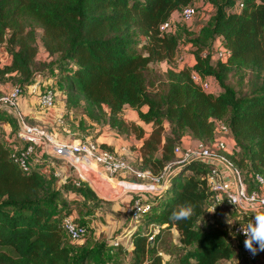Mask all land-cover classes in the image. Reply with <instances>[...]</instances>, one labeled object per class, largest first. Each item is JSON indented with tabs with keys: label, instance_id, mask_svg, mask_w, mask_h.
I'll use <instances>...</instances> for the list:
<instances>
[{
	"label": "trees",
	"instance_id": "16d2710c",
	"mask_svg": "<svg viewBox=\"0 0 264 264\" xmlns=\"http://www.w3.org/2000/svg\"><path fill=\"white\" fill-rule=\"evenodd\" d=\"M194 1L0 0V47L9 59L0 64V86L9 84L24 94L37 76L48 79L62 94L60 131L85 140L88 122L108 125L139 143L134 169L167 179V188L148 197L152 207L140 221L143 230L132 234L131 264H167L171 257L170 264H223L234 257L224 222L197 226L212 198L209 164L184 163L173 175L165 170L185 139L211 145L217 124H224L232 147L228 159L247 189H256L253 174L264 177V0H205L213 13L196 32L185 25V33L177 34L174 24L170 32H160ZM216 43L229 52L225 61L216 58ZM180 45L192 49L189 69L170 66ZM160 64L169 67L160 72ZM192 71L212 78L219 93L196 87ZM39 89L54 91L41 84ZM126 109L140 124L122 118ZM6 114L15 117L9 109L0 110V117ZM97 147L113 151L105 144ZM13 149L0 130V264H109V246L72 245L61 226L72 216L69 193L82 196L77 207H89L100 201L94 192L85 182L59 186L52 171H21L11 158ZM186 202L195 206L191 218L170 220ZM82 219L73 221L87 228ZM149 225L159 228L153 246ZM166 239L171 250L162 245Z\"/></svg>",
	"mask_w": 264,
	"mask_h": 264
},
{
	"label": "built area",
	"instance_id": "2783aa9c",
	"mask_svg": "<svg viewBox=\"0 0 264 264\" xmlns=\"http://www.w3.org/2000/svg\"><path fill=\"white\" fill-rule=\"evenodd\" d=\"M242 5H239L241 8ZM178 19L183 23H189L195 16L194 6H188L183 8L179 14ZM172 20L168 21L160 26V32H170L173 29ZM213 50L218 60L225 61L229 55V52L224 50L219 43L214 44ZM6 54L0 47V64H3V57ZM7 56V55H6ZM5 56V58H6ZM191 82L204 92H211V85L209 78H203L196 72L190 74ZM33 93H36L38 89V103L39 106L45 110H52L54 106L55 94L52 90H46L39 93V84L35 81L31 86L27 87ZM23 92L18 87H12L10 91L0 97V110L9 109L11 110L18 119L19 124L22 126L21 135L18 138L23 141L22 147H14L11 154L14 164L23 172L29 173L31 169L44 172L45 168L52 169L51 174L56 179H62L63 173L56 169L53 159H61V161H67L74 165L77 162L76 168L78 173V179L71 180L75 187H79L81 182H85L86 179L83 176L85 169H89L90 165L98 168L103 174L108 176L110 179L124 178L136 180L144 184L141 191L150 192H161L168 186L167 179L160 181L159 178H155L148 171H139L132 167L131 162H127L122 157L115 155L113 152L99 150L98 147L88 139L85 140H74L70 143L57 141L55 136L48 135L44 131L36 130L24 125V120L19 113V100ZM59 126L62 125V117L57 120ZM64 133L69 132L66 129L62 130ZM40 149V151H38ZM176 159L166 166L165 170L169 172V175L176 173V167L184 163L193 161H199L202 163L209 164L210 169L207 175V184L212 193L210 204L208 205V211L212 214L216 211L219 206L225 205L232 209L238 216V222L233 226L232 234L235 239L238 240L241 247L244 258L247 262L253 263L257 260L258 255L253 256L244 247L245 237L240 233L241 226H244L255 219L252 209L257 210L264 209V180H257L258 174H253V182L256 185V189L249 191L247 189L246 182L242 176L240 170L236 168L228 156L232 154V147L230 146L228 139V129L224 124H217L216 127V138L213 144L205 145L201 143H194L191 146H177L174 149ZM219 165L225 167L233 180L235 186L234 191H230L225 187L224 178L219 170ZM94 171V168L91 170ZM261 176V175H259ZM263 177V176H261ZM129 185H132L133 181H126ZM132 192L128 190L127 192ZM126 193V192H125ZM158 195V194H157ZM152 204L149 202H143L141 198L131 196L127 205L124 208V213L127 215L129 220L135 224L131 226L130 230L125 232V235L115 238L109 243L110 248L119 247L121 241L126 240L125 248L130 250L132 245V234L138 230V224L142 217L151 210ZM251 214V215H250ZM253 214V215H252ZM61 226L68 235L70 241L78 242L81 241L87 234V228L81 227L75 224L71 217H65ZM148 235V240L152 241L154 236ZM130 240V242H129ZM129 242L130 245L127 243Z\"/></svg>",
	"mask_w": 264,
	"mask_h": 264
},
{
	"label": "rangeland",
	"instance_id": "374dc122",
	"mask_svg": "<svg viewBox=\"0 0 264 264\" xmlns=\"http://www.w3.org/2000/svg\"><path fill=\"white\" fill-rule=\"evenodd\" d=\"M194 10H195V16L193 18V20L191 22H189V24H183L180 19H178V16L175 15L174 17H172V24H174V30L175 32H177V34H184L185 33V28L186 26H190L193 28V31L196 32L201 26L202 24L206 21V19L208 18V16H210L213 13V8L206 3L205 0H195L194 1ZM186 25V26H185ZM184 30V31H183ZM39 45H38V49H39ZM6 56V55H5ZM3 57V62L4 64H6L9 59L6 56ZM45 59L44 53L39 52L38 55V60H43ZM193 61L192 58V49L190 48V46L188 45H180L179 48L177 49L175 58L172 62V64L170 65L171 67H184V68H191V62ZM169 66L165 65V64H160L158 66H156V68L160 71L163 72L165 71ZM36 83V82H35ZM48 87L52 88L55 93V97H54V108L57 107V105L61 102H63L62 100V94H59V89L54 87L51 84H48ZM9 88L12 89L11 85H4V86H0V97H2L3 95H5L2 92H5V89ZM51 90V89H49ZM40 91V89H39ZM210 93L213 94H217L216 92L213 91L212 88H210ZM8 92H6L7 94ZM40 93V92H39ZM33 94V93H32ZM35 97H36V102L39 106L38 103V89L36 91ZM23 97V95L21 96V98ZM59 106V105H58ZM39 108H41L39 106ZM53 108V109H54ZM52 109V110H53ZM41 110H43L41 108ZM45 111V110H44ZM7 115V114H6ZM14 116V115H13ZM123 118L131 123L133 122L134 124H138V119L136 118V113L133 110H129L126 109L124 110L123 114H122ZM4 116H1L0 119V130L3 133V127L1 125L2 122L5 121ZM73 116H71L72 119ZM79 115L78 117H76L77 120H79ZM59 119V118H58ZM57 119V120H58ZM9 121L14 122L16 120V117H10L8 118ZM24 125L30 127V128H35L36 130L39 131H44L46 134L48 135H54L55 138L58 137V139H60L61 141L64 142H69V141H74L72 139V136L68 133H62V131H60L58 129L59 125L57 123L54 124H50L48 127L45 126H40L37 125L36 123H34L33 121L29 122V121H25L24 120ZM89 126V134L86 136V138H91L94 137L95 138V142L96 144H106V146L108 145L110 148L113 149V153L117 156L122 157L124 160H126L127 162H132L133 158L135 156V152L132 151L133 148L136 147V140L131 136V137H127L125 135H121L118 133V131H116L115 129H111L109 128L108 125L105 124H97V123H93V122H88L87 123ZM12 127H14V129L16 130L15 132L17 133V127L14 125H12ZM20 127H22L20 125ZM147 128V127H146ZM22 129V128H21ZM67 131V130H66ZM2 138H3V134H2ZM88 139V140H89ZM91 142H93L90 139ZM96 145V146H97ZM38 151H40V149H38ZM77 164V162H75ZM58 163L55 164V166L57 167L56 169H59L62 173H63V177L62 179H56V184L57 185H61V184H65L67 182H69L70 180H75L78 179V176L75 172V164L73 165L72 163ZM73 167H71V165ZM85 168V167H84ZM94 168V173L95 176L92 175L93 178L90 177L91 181H95L97 183V181L99 183H101L100 179L98 178L100 177H105L104 179H110L108 176H106L105 174H103L100 170H98V168L94 167V165H90L89 170L91 171ZM52 169H48L45 168L44 172H51ZM85 172V171H84ZM99 173V174H98ZM86 181H85V185L87 187H89L93 192L95 191V195L96 193L101 196V198L103 200L100 199L99 202L95 203V205H89V207H77L81 201H82V196H80L78 194V192L74 193V192H70V196L68 198V201L70 202V208L72 210V216L71 218L73 220H80V218H84L86 219V221L84 219L85 222H87V234L86 236L78 242H73L72 245L75 246H80V245H90V246H99V245H107L110 247L109 243H111L115 238H119L123 235H125V232L127 230L131 229V226L135 225L133 224L129 218L127 217V215L124 213V208L128 203L129 198H127L126 200L124 198H118L122 193L119 194V191L117 190V195L114 193H112L113 191L116 190V188L112 187V186H107L106 184H103V188L106 189L107 191H103L100 192V190H98V188H96L86 177H85ZM118 179L119 184L120 183H125L127 180L128 181H133L132 186H144V184L142 182H137L136 180H132V179H128V177L124 176V178H116ZM147 184H145L146 187ZM110 188V189H109ZM114 189V190H112ZM110 191V192H109ZM135 194H137L136 198H141L143 202H146L148 199H144L140 196L139 192H136ZM128 194L124 193V196H126ZM121 200V201H120ZM74 203V205L72 204ZM81 208V210L79 209ZM92 209V211H91ZM80 210V211H79ZM80 212V213H78ZM210 214V216L208 217V215ZM219 218L222 222L225 223V221L227 222V226H228V231L229 234L228 236L230 237V240L232 242V248L234 251V257L232 258L231 261H226L223 262V264H264V252H260V258H258L255 262L250 263L244 260L243 257V253L241 250V247L239 245V242L237 239L234 238L233 234H232V229L233 226L235 224H237L238 220L236 217V213L228 208V207H224L220 209V213H219ZM206 219L207 220H216V216H213V214L211 212H207L206 215L201 218L198 221V227L201 229L202 227L206 226ZM143 224L141 222H139L138 224V230H143ZM137 231V230H136ZM157 227L153 226V225H149L148 226V231L147 234L153 235L157 232ZM175 232L172 233V239L175 237ZM165 239V238H164ZM164 241V240H163ZM162 241V245L166 247L167 250H171V244L172 242H170L168 239H166V241L163 242ZM130 242V240H129ZM129 242L127 243L128 245ZM149 243H151L150 245L153 246V240L152 241H148ZM126 245V240L125 241H121L120 246L119 247H111V250L109 251V249H107L108 253L105 254V257H110V262L109 264H131L132 261V256L130 254V251L132 250V247L130 248V250L126 251L124 246ZM168 263L170 264L172 261V257L168 259ZM94 261L97 262V259L95 258Z\"/></svg>",
	"mask_w": 264,
	"mask_h": 264
},
{
	"label": "crops",
	"instance_id": "0c3cea01",
	"mask_svg": "<svg viewBox=\"0 0 264 264\" xmlns=\"http://www.w3.org/2000/svg\"><path fill=\"white\" fill-rule=\"evenodd\" d=\"M191 65H193V61L191 62ZM34 81L36 83H38L39 86H40V84H41V86H45V85H48L49 84L48 79H46L44 77H41V76H37L34 79ZM209 83H210L211 88L213 89V91L216 92V93H219V88H218L216 82L212 78L209 79ZM9 91H10V89L9 88H6L5 89V92H2V93L6 94V92H9ZM32 93L33 92H31L30 90L27 89L24 92L23 97L19 100V113L22 116L23 120H25L26 122L27 121H29V122L33 121L37 125H40L41 124L40 126H45V127H48L50 124L56 125L55 123H57V119L60 118V117H63V115H64L63 102L59 103L58 104L59 106L57 105V107L54 108L53 110L44 111V110H41V108H39V106H38V104L36 102L35 94L34 93L32 94ZM10 117L11 116H7L6 115V117H4L5 121L1 123V125L3 127L2 128L3 129V133H2L3 134V140L9 146H13V148L14 147H22L24 145V143H23L22 140H20V138H18L19 135H21V129H20V124L18 122L17 116L15 115L16 120L14 122L8 120V118H10ZM122 118H123V116H122ZM136 118H137V116H136ZM0 119H1V117H0ZM131 123H133V122H131ZM14 124L17 127V133L15 132L16 130L14 129V127H12V125H14ZM138 124H140L139 123V120H138ZM128 137H131V136H128ZM56 140L57 141H60V142H64V141H61L60 139H58V137H56ZM70 142H72V141H69V142H66V143H70ZM193 144L194 143H192L189 139H185L183 141L182 146L188 147V146H191ZM138 148H139V143L137 142L136 143V147L132 149V151L135 152V155H136V151L135 150H137ZM59 162L62 163V164H64V163H67V164L70 163V162L61 161V160ZM72 162L75 165H77L74 161H72ZM71 167H73V166L71 165ZM218 167H219V170H220L221 174L223 175L225 187L228 190H230V191H234L235 190V186L233 184V180H232V177H231L229 171L225 167H223L222 165H219ZM84 171H85V174H83V176L86 177L88 180H89V178H90L91 175H94L95 176V173L93 171H90L89 169H85L84 168ZM75 172L78 175L76 166H75ZM98 178L100 179L101 183H103V184H106L107 183V186L109 185V186H112V187L116 188V190L112 192L113 194L115 193L116 195L118 193L117 190L120 191L121 188L125 184H128V183H120L119 184L118 179H114V180L113 179H104L105 177L103 178V177H100V176ZM101 183H99L97 181V184H101ZM144 188H146V187H138V186H135L134 187V186H131L129 188H126V189H124L122 191L123 194H121L119 197H117V199L118 198H124L126 200L127 198H129V200H130L131 196H135V195L137 196V194H135L136 192H139L140 193V196L142 198L148 199V197H150V198L155 197L160 192L159 190H158V192H153L152 191L151 193H147V192L141 191ZM104 190L107 191L106 189H104ZM112 190H114V189H112ZM128 190H132V192H130V191L127 192ZM125 192L128 195L124 196V193ZM224 207H226V206L225 205H222L221 206V208H224ZM209 216H210V214L208 215V217ZM236 217H237V220H238L239 219V216L237 214H236ZM216 220H218V222H222L220 220L218 214L216 216ZM216 220H213V219L207 220L206 219V223L205 224L207 226V225L211 224L212 222H215ZM225 224L227 226V222L226 221H225ZM197 226H198V222H197ZM227 229H228V226H227ZM172 233H174V231H172ZM123 241H125V240H123Z\"/></svg>",
	"mask_w": 264,
	"mask_h": 264
},
{
	"label": "clouds",
	"instance_id": "9594fccd",
	"mask_svg": "<svg viewBox=\"0 0 264 264\" xmlns=\"http://www.w3.org/2000/svg\"><path fill=\"white\" fill-rule=\"evenodd\" d=\"M256 179L264 180V177L257 175ZM194 209L195 206L193 204L186 202L172 212L170 220H188L194 214ZM252 211L255 215V219L250 220L248 224L241 226L240 233L245 237V249L255 256L259 252H264V209L257 210L253 208Z\"/></svg>",
	"mask_w": 264,
	"mask_h": 264
},
{
	"label": "bare ground",
	"instance_id": "6f19581e",
	"mask_svg": "<svg viewBox=\"0 0 264 264\" xmlns=\"http://www.w3.org/2000/svg\"><path fill=\"white\" fill-rule=\"evenodd\" d=\"M91 178H93L92 177V175L90 176ZM94 179V178H93ZM95 180V179H94ZM89 181L96 187V188H98V190H100V192H102V190L104 191V188H103V186H102V184H97L95 181H91V179L89 178ZM132 185H129V184H125L122 188H121V190L119 191V193H121L124 189H126V188H129V187H131ZM138 187H142V186H139V185H137Z\"/></svg>",
	"mask_w": 264,
	"mask_h": 264
},
{
	"label": "water",
	"instance_id": "95a60500",
	"mask_svg": "<svg viewBox=\"0 0 264 264\" xmlns=\"http://www.w3.org/2000/svg\"><path fill=\"white\" fill-rule=\"evenodd\" d=\"M57 160H61V159H57ZM144 192V191H143ZM145 192H147V193H151L150 191H145ZM94 193H95V191H94ZM153 194V193H152ZM96 196H97V198L100 200H103L102 198H101V196H99L97 193H96ZM157 196V195H156ZM151 244V243H150Z\"/></svg>",
	"mask_w": 264,
	"mask_h": 264
}]
</instances>
